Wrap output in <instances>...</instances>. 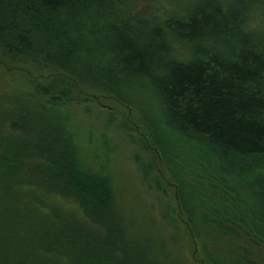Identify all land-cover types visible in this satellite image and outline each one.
Returning <instances> with one entry per match:
<instances>
[{
    "label": "trees",
    "instance_id": "16d2710c",
    "mask_svg": "<svg viewBox=\"0 0 264 264\" xmlns=\"http://www.w3.org/2000/svg\"><path fill=\"white\" fill-rule=\"evenodd\" d=\"M90 97L198 264H264V0H0V264H166L84 158Z\"/></svg>",
    "mask_w": 264,
    "mask_h": 264
},
{
    "label": "rangeland",
    "instance_id": "374dc122",
    "mask_svg": "<svg viewBox=\"0 0 264 264\" xmlns=\"http://www.w3.org/2000/svg\"><path fill=\"white\" fill-rule=\"evenodd\" d=\"M68 111L80 135L79 144H84V151L88 153L84 155L88 166L98 169L101 165V173L111 176L130 234L142 238L166 264H198L194 255H189V236L175 231L171 220L164 216L163 193L149 185L137 165V160L144 155L137 154L138 147L127 137L123 124L125 111L122 113L111 99L97 101L92 97L85 103H72ZM41 199L52 202L57 198L42 196ZM180 223L183 229L184 223ZM22 239L17 242L21 253L26 247V238Z\"/></svg>",
    "mask_w": 264,
    "mask_h": 264
}]
</instances>
